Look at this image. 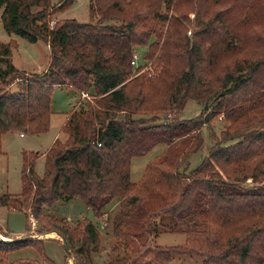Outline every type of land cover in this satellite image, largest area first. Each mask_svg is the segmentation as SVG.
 I'll use <instances>...</instances> for the list:
<instances>
[{
	"label": "trees",
	"instance_id": "16d2710c",
	"mask_svg": "<svg viewBox=\"0 0 264 264\" xmlns=\"http://www.w3.org/2000/svg\"><path fill=\"white\" fill-rule=\"evenodd\" d=\"M62 2L55 8L52 0H0L9 35L50 47L47 70L28 73L13 63L14 43L0 42V156L5 134L50 129L55 88H72L85 101L68 113L62 137L46 152L43 177L35 170L40 153L23 152L22 192L0 195V206L29 210L39 234L63 236L67 263L95 264L100 231L87 218L71 226L45 207L80 198L97 218L119 207L107 264L149 255L160 264L177 254L198 255L203 264H264V0H91L89 22L51 27L53 13L73 0ZM141 46L144 65L155 64L151 77L132 65ZM190 100L204 112L181 119ZM145 114L151 118H135ZM162 116L169 118L157 123ZM219 117L229 125L196 168L184 166ZM158 145L167 149L132 181V159ZM159 226L184 233L185 243L148 247ZM26 247L57 264L42 238L0 239V252Z\"/></svg>",
	"mask_w": 264,
	"mask_h": 264
},
{
	"label": "rangeland",
	"instance_id": "374dc122",
	"mask_svg": "<svg viewBox=\"0 0 264 264\" xmlns=\"http://www.w3.org/2000/svg\"><path fill=\"white\" fill-rule=\"evenodd\" d=\"M91 0H73L59 11L53 13L51 21L55 24L61 23L64 20L76 19L79 22L87 23L90 21L89 4ZM55 8H60L63 3L62 0H52ZM0 10V42H13L12 60L15 66L28 73H42L47 70L50 59V49L45 41H38L31 43L27 39L19 36H9L5 31ZM194 18V14H191ZM54 24V25H55ZM192 28L188 32L191 36ZM138 59V66L141 64L143 68L140 74L151 77L155 73V64L152 61L144 65L143 56L147 51V47L141 46L136 48ZM136 67V66H135ZM84 98V97H83ZM81 103H85L80 94L72 88H55L52 94V117L50 129L40 135H25L21 137L16 132H9L5 134L2 139V151L0 156V195L11 193L18 195L22 192V164L23 152H39L40 157L36 161L35 170L40 177L45 175L46 171V152L51 148L57 138L62 137V127L67 119L68 113L74 106L79 107ZM204 112L203 105L188 101L184 110L181 113V119H192L200 116ZM135 118H151L149 114L136 115ZM169 116H162L157 123L165 122ZM229 123H226L222 117L216 118L209 126H205L203 130L204 144L200 151L196 154L188 156L184 166L189 168H196L203 156L208 153L214 144L215 136L218 138L222 130H224ZM167 149L165 145H158L144 156L134 157L132 159L131 180L134 182L140 181L143 176L144 169L147 164L156 156L160 155ZM189 164V165H188ZM247 185H252L251 181ZM119 207L117 204L108 208L102 218H97L93 211L88 208L80 198H75L69 202H58L51 206L45 207V212L64 220L71 226H76L77 223L87 218L92 220L100 231L101 248L98 252L93 253L95 264H107L110 261L109 251L116 245L117 240L114 237V218L118 213ZM30 216H29V215ZM37 221V227L33 228L31 221ZM40 224L35 219L30 211H16L0 206V239L4 241L20 240V239H43L44 248L48 257L53 259L57 264H72L73 259L70 258L67 263L66 250L63 246L61 237L51 236L48 234H39L38 230ZM191 226L190 223L185 224L184 227ZM24 235V236H23ZM151 240L148 247L157 250L172 249L177 245L185 243L186 235L184 233L168 232L166 228L159 226L157 233L149 237ZM119 256L124 257L125 252L123 247H119ZM154 255L144 257L136 264H156L153 260ZM31 259L38 260L42 264H47L42 260L39 250L35 247H26L20 250L7 253L0 252V264H9L14 260ZM160 264H203V258L198 255H174L170 260H163Z\"/></svg>",
	"mask_w": 264,
	"mask_h": 264
},
{
	"label": "built area",
	"instance_id": "2783aa9c",
	"mask_svg": "<svg viewBox=\"0 0 264 264\" xmlns=\"http://www.w3.org/2000/svg\"><path fill=\"white\" fill-rule=\"evenodd\" d=\"M50 23H51V27H53L54 24H55V21H51ZM139 57H140V56H139L138 54H135V56H134V58H133V60H132V65H134V66H138L137 64H138V59H139ZM83 97L89 98V95L86 94V93H84V94H83ZM31 224H32V227H33V228L37 227V221H35L34 219H32Z\"/></svg>",
	"mask_w": 264,
	"mask_h": 264
},
{
	"label": "water",
	"instance_id": "95a60500",
	"mask_svg": "<svg viewBox=\"0 0 264 264\" xmlns=\"http://www.w3.org/2000/svg\"><path fill=\"white\" fill-rule=\"evenodd\" d=\"M58 235L61 237V240H62L63 246H64V248L66 250V253L70 254L71 253V249H70V246H69L68 242L66 241V239L63 236H61L60 234H58ZM72 264H74V261L72 262Z\"/></svg>",
	"mask_w": 264,
	"mask_h": 264
},
{
	"label": "crops",
	"instance_id": "0c3cea01",
	"mask_svg": "<svg viewBox=\"0 0 264 264\" xmlns=\"http://www.w3.org/2000/svg\"><path fill=\"white\" fill-rule=\"evenodd\" d=\"M2 14V13H1ZM10 36V35H9ZM47 44V43H46ZM47 46H48V48L50 49V47H49V45L47 44ZM21 70V69H20ZM27 72V71H26ZM80 98H81V96H80ZM16 133H18V132H16ZM21 137H23V136H25L26 134H21V133H18ZM5 136V135H4ZM3 136V137H4ZM24 236V235H23Z\"/></svg>",
	"mask_w": 264,
	"mask_h": 264
},
{
	"label": "bare ground",
	"instance_id": "6f19581e",
	"mask_svg": "<svg viewBox=\"0 0 264 264\" xmlns=\"http://www.w3.org/2000/svg\"><path fill=\"white\" fill-rule=\"evenodd\" d=\"M49 235H51V236H57V234L56 233H49ZM59 236V235H58ZM60 237V236H59Z\"/></svg>",
	"mask_w": 264,
	"mask_h": 264
}]
</instances>
